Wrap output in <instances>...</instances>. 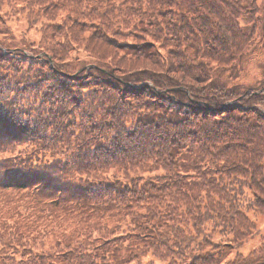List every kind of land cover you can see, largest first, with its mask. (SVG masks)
<instances>
[{"label": "trees", "instance_id": "16d2710c", "mask_svg": "<svg viewBox=\"0 0 264 264\" xmlns=\"http://www.w3.org/2000/svg\"><path fill=\"white\" fill-rule=\"evenodd\" d=\"M260 21L258 0H0L41 37L0 43V264H264L239 253L264 217Z\"/></svg>", "mask_w": 264, "mask_h": 264}, {"label": "rangeland", "instance_id": "374dc122", "mask_svg": "<svg viewBox=\"0 0 264 264\" xmlns=\"http://www.w3.org/2000/svg\"><path fill=\"white\" fill-rule=\"evenodd\" d=\"M258 6L260 8L261 15V21L258 25V28L261 31L259 38L260 43H258L257 48L253 53H251L250 57H247L249 58V61L247 62L248 59L246 60V71L243 74V79L247 84H251L252 80H257L254 77L255 73L260 76L264 70V0H258ZM25 26L26 25H19L18 28H12L13 32L8 31V29H4L6 27L0 26V43L1 41H5V43H11V45H24V43L30 41H34L35 43L39 42L41 37L36 34L34 30H30ZM248 28H251V26ZM28 31H30V34L27 36L26 33ZM257 222L260 234L239 249V253L252 260H254L252 258L253 252H260L259 250L264 242V217H259ZM235 256L236 252L233 254L232 259H234Z\"/></svg>", "mask_w": 264, "mask_h": 264}]
</instances>
